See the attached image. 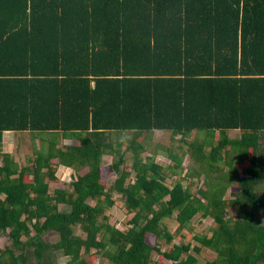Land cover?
<instances>
[{"label": "trees", "instance_id": "trees-1", "mask_svg": "<svg viewBox=\"0 0 264 264\" xmlns=\"http://www.w3.org/2000/svg\"><path fill=\"white\" fill-rule=\"evenodd\" d=\"M158 131L187 175L173 147H156L173 176L144 156ZM5 132L33 137L25 166ZM1 158L0 264H264V0H0ZM62 166L78 176L52 191ZM117 192L128 229L107 213ZM197 214L216 222L203 247Z\"/></svg>", "mask_w": 264, "mask_h": 264}, {"label": "rangeland", "instance_id": "rangeland-1", "mask_svg": "<svg viewBox=\"0 0 264 264\" xmlns=\"http://www.w3.org/2000/svg\"><path fill=\"white\" fill-rule=\"evenodd\" d=\"M192 135L188 136V140H190ZM232 137L238 136L237 132H232L231 133ZM216 139H218V135L215 136ZM33 137H31L30 134H17L14 132H5L2 134V144L1 148L3 151L8 152V153H13L15 155V160L20 164V166H25L28 163V157L34 153L33 151ZM193 139V137H192ZM79 140L75 138L71 139H66L65 143L67 144H76L78 143ZM39 143V141H38ZM161 143V146H170L173 147L174 153L178 154L183 158L182 162V169H180V174L177 177H182L188 174V169L191 167L193 163L192 158L189 154H187L186 147L183 145L177 148V145L175 144V140L172 138V135L167 132L163 131H158L155 133L154 136V141L153 145L148 146L147 151L144 153L145 157H154L156 154V147L157 145ZM128 145L127 140H125V147L126 148ZM210 149V148H208ZM129 159L128 163H126L125 167H128L130 170L133 169V151L128 152ZM235 154L230 153L231 157H235ZM0 163L2 162V158L0 159ZM117 158L115 155L111 152L108 151V153L104 156V178L103 181L107 184L109 188H111L114 185V182L118 178V175L116 173H112L110 171V166L115 162ZM176 161L174 158L169 156L167 152L163 148H160L159 152L156 154V162L160 163L161 165H164L165 171L169 173V175L173 176V172L169 169L168 166L170 164H176ZM242 166V165H241ZM243 166L240 168L242 169ZM76 170H69L66 169L65 166L61 167L58 174L60 177H58V180L56 181H51L52 184V191L56 189V187L64 186L67 185L70 181L75 179L76 177L74 174L76 173ZM83 173L86 172V169L82 171ZM176 176V175H175ZM188 177V176H187ZM192 178V177H190ZM197 182V185L193 187V191L197 193L198 188L203 186V179H198L196 177L192 178ZM137 180L136 175H133L129 181H132L133 183ZM199 181V182H198ZM184 183L187 185L189 184L188 181H184ZM231 191H236V187H232L230 189ZM114 197L116 199V204L110 208V210L107 211L108 215L110 216V222L116 224L119 228L122 229H128L130 227L129 220L131 218V214L128 213L127 207L125 204V198H123V195L121 193H116L114 194ZM63 210H69L71 209L69 206L62 205L61 206ZM233 215L236 214L235 209L231 211ZM257 217L261 219V221L264 223V210H261L257 212ZM103 218V217H102ZM216 226V222L212 216L208 217H203L201 214H197L191 221V225L189 228H187V240L192 243L193 246L196 245H202L200 240L196 237L198 234H202L203 231L209 232V234H212V228ZM178 229V224H175L172 228L171 231L174 233ZM57 236L53 237L56 238ZM180 238L176 240V242L180 243ZM149 241L150 243L156 245L157 243V236L154 234H151L149 236ZM8 246H13V241H11V238L9 237L8 233L5 235H2L0 237V254H1V249H5ZM168 246H164L166 249ZM203 247V245H202ZM195 253V252H194ZM198 254L199 260L201 262H206L209 259H212V253L209 251H204L203 253H196ZM155 257L159 260L162 259L161 254L156 253ZM96 263L98 264H110L109 261L106 263L101 262V259H99L97 256L94 258ZM167 262V260H165ZM32 264V263H31Z\"/></svg>", "mask_w": 264, "mask_h": 264}, {"label": "clouds", "instance_id": "clouds-1", "mask_svg": "<svg viewBox=\"0 0 264 264\" xmlns=\"http://www.w3.org/2000/svg\"><path fill=\"white\" fill-rule=\"evenodd\" d=\"M62 167H64V166H62ZM65 168L68 169L66 166H65ZM69 170H73V169H69ZM74 175L78 176L77 173H75Z\"/></svg>", "mask_w": 264, "mask_h": 264}]
</instances>
